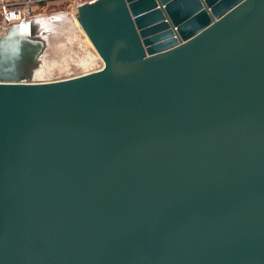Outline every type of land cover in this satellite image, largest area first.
<instances>
[{
    "label": "water",
    "instance_id": "1",
    "mask_svg": "<svg viewBox=\"0 0 264 264\" xmlns=\"http://www.w3.org/2000/svg\"><path fill=\"white\" fill-rule=\"evenodd\" d=\"M102 61L34 81L0 34V264H264V0H89Z\"/></svg>",
    "mask_w": 264,
    "mask_h": 264
},
{
    "label": "rangeland",
    "instance_id": "2",
    "mask_svg": "<svg viewBox=\"0 0 264 264\" xmlns=\"http://www.w3.org/2000/svg\"><path fill=\"white\" fill-rule=\"evenodd\" d=\"M84 1L89 0H62L33 10L36 16L44 19L47 26L45 28L47 46L41 64L47 68V74L35 75L34 81L67 78L86 72V70L92 71L97 67L100 59L96 55L94 47L84 39L82 29H79L72 19L76 12V6ZM88 57L91 60L84 61L88 60ZM85 62L86 65H84ZM48 67L50 68L48 69Z\"/></svg>",
    "mask_w": 264,
    "mask_h": 264
},
{
    "label": "built area",
    "instance_id": "3",
    "mask_svg": "<svg viewBox=\"0 0 264 264\" xmlns=\"http://www.w3.org/2000/svg\"><path fill=\"white\" fill-rule=\"evenodd\" d=\"M37 3L35 0H27L24 2H9L7 0H0V34H3L6 26L11 22H16L18 20L32 18L35 17V13L33 12L32 6ZM102 67V61L97 63V67L94 70L100 69ZM90 72L86 70V72H82L80 74H84ZM78 74V75H80ZM77 76V75H74ZM72 77V76H68Z\"/></svg>",
    "mask_w": 264,
    "mask_h": 264
},
{
    "label": "bare ground",
    "instance_id": "4",
    "mask_svg": "<svg viewBox=\"0 0 264 264\" xmlns=\"http://www.w3.org/2000/svg\"><path fill=\"white\" fill-rule=\"evenodd\" d=\"M36 17H38V16H36ZM72 19H73V22L75 23V25L79 28V29H81L80 28V26H79V24L77 23V21H76V19H75V17L73 16L72 17ZM73 23V24H74ZM83 32V31H82ZM84 33V32H83ZM84 39L91 45V43H90V41L88 40V38H87V36L84 34ZM96 55L98 56V54L96 53ZM99 57V56H98ZM89 58V57H88ZM93 58V57H92ZM99 59H100V57H99ZM89 60H91V58H89L88 60H84V61H89ZM81 61V60H80ZM93 62V61H92ZM92 62H91V64H92ZM78 64V63H77ZM81 65H83V63L81 62ZM84 65H86V62H85V64ZM49 66V65H48ZM50 67H48V69H49ZM86 68V67H85ZM46 67L44 68L43 66H40L36 71H35V75H39V76H41L42 74H44L45 75V73L47 74V72H46ZM86 70V69H85ZM48 71V70H47ZM34 75V76H35Z\"/></svg>",
    "mask_w": 264,
    "mask_h": 264
},
{
    "label": "crops",
    "instance_id": "5",
    "mask_svg": "<svg viewBox=\"0 0 264 264\" xmlns=\"http://www.w3.org/2000/svg\"><path fill=\"white\" fill-rule=\"evenodd\" d=\"M9 2H24V1H27V0H7ZM57 1H62V0H35V3L33 6H32V9H36V8H44L46 7L47 5H49L50 3L52 2H57ZM1 17V15H0Z\"/></svg>",
    "mask_w": 264,
    "mask_h": 264
}]
</instances>
